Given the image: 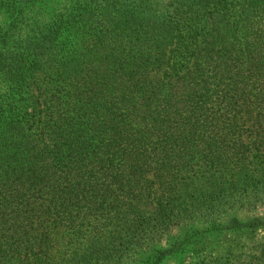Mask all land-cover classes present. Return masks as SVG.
<instances>
[{
	"label": "trees",
	"instance_id": "1",
	"mask_svg": "<svg viewBox=\"0 0 264 264\" xmlns=\"http://www.w3.org/2000/svg\"><path fill=\"white\" fill-rule=\"evenodd\" d=\"M39 1L0 0V264H161L264 207V0Z\"/></svg>",
	"mask_w": 264,
	"mask_h": 264
},
{
	"label": "rangeland",
	"instance_id": "2",
	"mask_svg": "<svg viewBox=\"0 0 264 264\" xmlns=\"http://www.w3.org/2000/svg\"><path fill=\"white\" fill-rule=\"evenodd\" d=\"M74 0H40L35 4L33 14L43 19H50L54 14L64 10L63 8L69 6ZM254 149L253 146H249L248 149ZM257 152V151H255ZM252 153L251 155H253ZM261 159L247 160L246 164L252 169L259 168L254 166L253 163L259 162L260 167H263ZM256 183H258L256 181ZM262 184L260 183V187ZM239 191V190H237ZM235 191V192H237ZM232 215L231 218H235L241 224L242 227H233V222L228 223V219H224L225 225L228 224V229L214 230L209 225L198 223L195 226L188 229H177L170 233L164 241H162L157 249L167 250L172 247L173 244L181 243L183 247L187 244H191V247L186 248L184 251L174 252L169 255L161 264H190L194 260L198 247L197 243L206 244V251L214 250L217 253L224 252L228 248H234L235 251L248 249V246L253 241L264 240V225L247 227V224L254 222L256 219L264 221V207L261 206V202L258 203L256 209H240L239 211H233L226 214ZM151 252L141 253L138 255L131 264H148V260Z\"/></svg>",
	"mask_w": 264,
	"mask_h": 264
}]
</instances>
